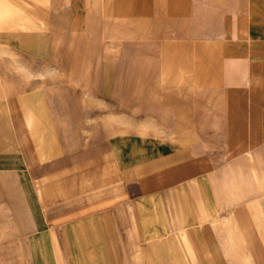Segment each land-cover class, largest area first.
Listing matches in <instances>:
<instances>
[{"label":"crops","instance_id":"0c3cea01","mask_svg":"<svg viewBox=\"0 0 264 264\" xmlns=\"http://www.w3.org/2000/svg\"><path fill=\"white\" fill-rule=\"evenodd\" d=\"M0 264H264V0H0Z\"/></svg>","mask_w":264,"mask_h":264}]
</instances>
